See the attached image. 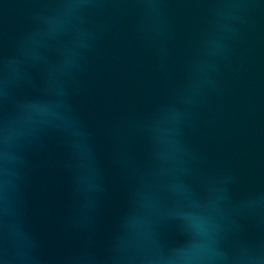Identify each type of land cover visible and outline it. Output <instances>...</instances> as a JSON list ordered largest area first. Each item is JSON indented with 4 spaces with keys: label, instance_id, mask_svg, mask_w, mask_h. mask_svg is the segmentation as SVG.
Listing matches in <instances>:
<instances>
[{
    "label": "water",
    "instance_id": "water-1",
    "mask_svg": "<svg viewBox=\"0 0 264 264\" xmlns=\"http://www.w3.org/2000/svg\"><path fill=\"white\" fill-rule=\"evenodd\" d=\"M0 264H264V0H0Z\"/></svg>",
    "mask_w": 264,
    "mask_h": 264
}]
</instances>
